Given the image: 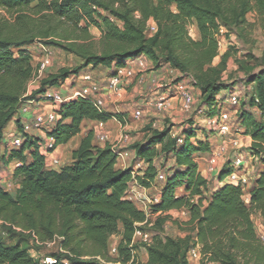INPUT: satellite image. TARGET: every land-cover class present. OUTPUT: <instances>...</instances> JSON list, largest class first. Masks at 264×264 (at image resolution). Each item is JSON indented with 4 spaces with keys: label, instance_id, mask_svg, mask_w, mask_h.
I'll return each instance as SVG.
<instances>
[{
    "label": "trees",
    "instance_id": "1",
    "mask_svg": "<svg viewBox=\"0 0 264 264\" xmlns=\"http://www.w3.org/2000/svg\"><path fill=\"white\" fill-rule=\"evenodd\" d=\"M34 3L35 0H0V144L21 104L40 100L48 89L60 87L88 67L119 69L143 56L152 60L156 69L171 65L203 81L197 83L201 108H207L213 116L218 96L233 92L236 86L219 81L223 70L213 65L220 31L244 30L250 14H255L264 31V0ZM151 24L156 26L153 34ZM192 24L199 33L198 40L190 34ZM92 27L102 33L99 49L92 43ZM38 42L69 52L80 65L50 75L39 89L27 95L35 77L28 50ZM193 68L199 76L194 75ZM245 83L255 89L250 97H242L245 100L236 123L252 139L248 148L251 156L264 163V68L249 75ZM58 114L60 119L49 132L57 146L79 135L85 120L106 122L115 118L126 123L125 115L100 111L87 99L61 104ZM16 121L24 133L25 127ZM188 123L189 127L174 138L170 137L172 126L162 130L147 127L150 135L130 146L136 160L145 161L142 177L133 176L132 169L117 170L120 149L95 146L93 133L73 152L72 163L60 170L46 168L38 139L25 135L21 148L0 153V164L21 163L13 174L17 189L9 192L0 187V227L39 246L58 240L60 253L51 255L56 261L53 264H190L189 254L198 247L202 256L199 264H264V241L253 221L254 213L264 218V169L249 189V205L242 187L229 183L205 194L208 180L199 172L195 157L210 154V135L200 138L192 128L194 122ZM156 146H161L159 151ZM156 156L165 161L173 159L175 165L165 174L160 201L150 209L153 220L130 200L129 189L134 180L145 189L152 187L159 173L153 160ZM233 157L219 168L215 178L226 180L233 172ZM178 188H183L184 193L177 195ZM173 210L188 211L189 221L174 220L168 215ZM169 222L186 236L162 232ZM138 232L153 233L151 243L138 245ZM115 235L121 240L112 258L109 241ZM140 247L146 249L145 261L136 255ZM0 264L50 263L32 257L21 242L9 246L0 237Z\"/></svg>",
    "mask_w": 264,
    "mask_h": 264
},
{
    "label": "rangeland",
    "instance_id": "2",
    "mask_svg": "<svg viewBox=\"0 0 264 264\" xmlns=\"http://www.w3.org/2000/svg\"><path fill=\"white\" fill-rule=\"evenodd\" d=\"M36 3H37V0H35V3L33 5H35ZM1 14L5 17H9V15H7L5 12H1ZM256 20L257 19H256L255 14H250L248 16V24L245 25L244 30H240L238 32H227V30L225 31L223 29L226 40H225V37H220L219 35H218L219 37L217 36V43H220L221 46L219 47L218 45V56L215 59L213 65L214 67H217L218 70L219 69L223 70V72H221L220 74L219 81H221L222 83H227V84H235L236 85L235 89H233L232 91L241 93L242 97H244V95H246L247 97H250V95L255 89L254 85H247L245 83L248 76L264 68V31L260 28ZM91 32L94 37V40L92 43L96 45L97 49H99L98 42L100 41L102 37V33L100 29L96 27H92ZM190 34L194 39L196 40L199 39V33L195 27V24H192L190 26ZM40 45L41 44L38 42L34 46L30 47V50L33 52L34 55L36 54V52L39 54ZM47 48L50 51L52 62L47 71L46 77L44 79H46L50 75H56L63 70H74L75 68L78 67V65H80V62L78 61V59L74 55L70 54L69 52H66L58 48H52V47H47ZM32 64H33V67L35 68L37 64V60L36 59L33 60ZM191 71H193L196 77L197 75L199 76V74H196L194 68ZM91 75L93 76V80L99 86V88L101 89L107 88V86L109 85V80L111 78L104 81L103 78L105 74L104 73L101 74L100 72H97V73L95 72V73H92ZM43 80L39 81L37 84H33V85L29 84L27 95H31L33 91L39 89L41 82ZM126 80L127 79H123V83L125 84L126 91L129 92L128 89L126 88V85H127ZM99 81H101V83H99ZM178 82H185L191 88V92L194 97V103L192 104V107L190 108V110L185 111L182 108L183 104L181 107V104L175 101L176 105L174 106L173 109L170 110L171 113L169 112L157 113L156 118H153L149 114V117L147 119L153 120V122L160 121L162 126H160L159 129L161 130L165 126H172V132L175 134L178 133V135L182 134L184 130H186L189 127L188 122H194L193 123L194 125L192 126V128L193 130L197 132V135L200 138L206 137V135H210V143L218 144L219 138L216 132L214 131L212 127H209V125L204 121L208 118H211L212 116H211V112H209L207 108H201L202 98H201L200 88L197 86V83H201L203 81L199 80L198 77L195 79V77H193L191 74L187 75L181 72L180 70L173 68L171 65H165L160 69L153 68V69L145 71L141 75L139 73V76L136 77L135 80L133 81L132 86L134 85L138 87L139 89L138 91H141L143 96L147 95V97L141 96L142 94H139L138 97H134L133 101L131 102V105L133 106L132 110L134 111L135 108L138 107L139 105L138 101L140 99L144 100L145 98H147L146 102L152 104L151 106H155L157 98L164 92L166 93L167 91H169ZM158 85H161L162 87L157 88ZM81 86H83V83L81 81L79 84L78 82H74V80H71L70 78V81L66 84L65 89H68L70 91L75 88L79 89ZM226 94H229V93H221L218 96V98L224 99L226 98V96H228ZM98 97H105V96L98 95ZM105 98H103L104 107H105ZM244 100L245 98H243L242 101ZM46 103L48 104L47 106L53 107L50 113L56 109L53 103H50V102H46ZM35 104L36 103H31V105L29 103L21 104L17 117L9 125L12 127L11 128L12 130L14 128L19 127L18 122L16 120L21 121L24 115L30 114L32 112L31 108L32 106H35ZM25 108L28 109L29 111L28 113L24 112ZM42 114L48 115V114H44L43 109H42ZM170 115L171 117H169ZM215 115H217V112ZM236 122L237 121L234 120V122L232 123V125L234 126V132H235L234 134L245 136V134H243V131L241 130V128L238 126ZM156 128H158V126ZM37 131H34L32 133L35 134ZM131 136H133V138H136L137 136L136 132L133 133ZM193 142H195V140H193ZM242 145H243V142H242ZM129 147L128 149H130ZM7 152H8L7 145L5 144L0 145V153L4 154ZM237 153L238 154L241 153L243 155L245 162L246 163L250 162L251 166H253L252 172L251 173L249 172V173H250V176L254 180L256 178L257 173L264 169V163L261 162L259 158H256V157H254L253 159H250L251 157L247 154L244 146H242V148L239 149ZM234 154L235 152L230 151L229 154L226 156V160H228L229 158L231 159L234 156ZM206 157L207 156H204V158L201 161L200 156H196L195 161L198 163L199 172L201 174L203 173L207 175L211 183H213L215 180L213 176L208 173V167L206 165L207 164ZM160 163L162 167L165 164L163 161H161ZM5 168L6 166L1 163L0 164V178L3 177L4 179L0 180V187L5 189L6 191L12 192L13 190L17 189V185H15L14 183L15 182L14 178H12L11 179L12 181H11L9 180L10 177L4 173V171L6 170ZM181 191L182 190L180 189L176 190V193L180 194ZM245 197L246 195L244 196V198ZM149 200H152V199H149ZM138 207L144 210L148 214V216H151V212L148 207L145 209H143L144 207L142 205H139ZM185 213L187 214L186 211ZM186 214H182V212H180L178 215H175L173 219L181 221V222H186L188 218ZM151 219L155 220V218H151ZM253 221L256 225L258 235L264 241L263 221L261 220L260 216L257 213L253 214ZM121 230H122V227H121ZM161 231L166 233L167 235L174 236V237H185L186 236V232L181 231L180 228L177 225L172 224V222L167 223ZM153 235L154 234L152 233L151 236ZM0 237L6 243V245H9V246H13L16 243L21 242L23 246L29 250L30 255L37 260L47 261V259L51 258V255L60 253L59 252L60 247H59L58 240L48 245L39 246L38 244H35L31 239L30 241H27L26 239H20L17 236L9 234L2 227H0ZM120 240H121L120 236L118 235L112 236L109 241V245H111V249L114 246H117ZM136 242L138 245L145 243L143 239L139 236H136ZM195 253L196 254H193L191 252L189 254L190 264H199V262L202 259L201 249L199 247L195 249ZM109 255L112 258L115 257V254H113L112 252H110ZM136 255L139 260L145 261L147 258L146 249L144 247H140L139 250L136 252Z\"/></svg>",
    "mask_w": 264,
    "mask_h": 264
},
{
    "label": "built area",
    "instance_id": "3",
    "mask_svg": "<svg viewBox=\"0 0 264 264\" xmlns=\"http://www.w3.org/2000/svg\"><path fill=\"white\" fill-rule=\"evenodd\" d=\"M155 32L156 26L154 24H151L150 33L153 34ZM219 36L225 37L223 30L220 31ZM218 45L219 47L221 46L220 43H218ZM39 49V54L36 52L35 55L30 50V48L28 50L29 55L32 59V63L33 60H37V64L35 66V77L33 81H31V85L37 84L39 81L43 80L46 77L47 71L52 62L49 49L43 45H40ZM145 59L148 58L145 57ZM145 59L143 58V60L138 63V67L140 69H146ZM130 68L131 67L129 66L119 68L116 72V75L112 76L109 80V85L106 89L99 88V86L94 82L93 76L91 75L92 73L90 72L79 74L71 78V80H74V82H78L80 84L81 81L83 83V86H81L79 89L75 88V91L71 97L65 98L61 93V88H64L70 79H68L60 87L48 89L47 92L40 97V100L30 103H37L39 101L50 102L53 103L56 109L48 115H37L35 117L34 123L25 126L24 133H21L18 128H14L12 130V127L8 126L4 131V137L0 145H7L8 152L10 153L11 151L18 150L22 147V145L26 141L25 135L34 137V134L32 132L37 130L42 131L47 135V142L40 144L39 151L44 156L45 166L48 169L60 170L63 166V163L59 158L52 156L57 148L56 141L53 137L48 136L49 132L52 131L57 121L60 119V116L58 114L60 105L72 100L87 99L90 100L98 110H104V97H98V95H113L116 97L124 96L127 91L125 89L123 79H131L134 77V73ZM172 99H179L182 102L183 109L185 111H189L192 107V104L194 103V97L188 84L185 82H178L169 91H167L166 93L164 92L157 98L155 106L158 112H168L171 107L170 100ZM241 102L242 96L236 91L229 93L228 96H226V98L224 99L218 98L216 105L217 115L204 120L209 125V127H212L214 129L219 138L218 144H211V152L206 157V165L208 167V173L213 175L216 171H218L220 166L225 163L226 156L229 154V152H235L232 164L233 172L226 178V181L229 184L242 187L244 194L247 196L249 189L254 184L255 179L253 180V178L250 176V173L246 168V162L243 158V155L241 153H237L239 149L242 148V140L240 135L234 134V126L232 125L234 120H238ZM24 112L28 113L29 111L25 108ZM142 116V111L140 110L134 113V118L136 120L141 119ZM100 126L104 127V122H100ZM165 181L166 175L164 173H158V176L151 188L160 189ZM146 190L148 189L141 187L138 182L134 180L133 187L129 189V198L131 201L136 203V205H142L144 207H142L143 209L147 207L151 209V207L157 204L158 201L145 200V198H143V195ZM136 236L141 237L147 244L151 243L152 241L151 235L148 232H138ZM110 252L116 255L117 247L114 246ZM192 253L196 254L195 250L192 251ZM46 262L50 264L56 263V261L52 258L47 259Z\"/></svg>",
    "mask_w": 264,
    "mask_h": 264
},
{
    "label": "crops",
    "instance_id": "4",
    "mask_svg": "<svg viewBox=\"0 0 264 264\" xmlns=\"http://www.w3.org/2000/svg\"><path fill=\"white\" fill-rule=\"evenodd\" d=\"M143 58L145 59V57H140V58L128 61L125 64V66L131 67L130 69L132 71H134L133 72L134 77L126 80V82H127L126 88L128 89L129 92H126L125 95L122 97H116L113 95L108 96V97L105 96L106 98L104 97L105 98L104 111H106L109 114H113V115H125L126 116L125 125H123L120 121H118L115 118L104 122V127L100 126V121L85 120V121H83L82 126H81V133L79 135H77L76 137H74L73 139H71L67 144L57 146V148L54 151V153L52 154V156L59 158L61 160V162L63 163V165H68V164L72 163L73 152L78 149L82 140L84 138H86V136L89 133H93V135H94V142L93 143L95 146L105 147L106 145H110V146L117 147L118 149H120L121 153L119 154V157L117 159V164H116L117 170L125 171L128 169H132L133 170V176H139V177L143 176L144 171L146 169L145 161L136 160L135 151L128 149V147L135 144V143L143 142L144 139L146 138V136L150 135V132L145 130L147 127H151L152 129H159V127L162 126L160 121H154L153 122V120L147 119L149 117V114L153 118H156L157 113H160V112H158L156 106H151L152 104L146 102L147 98H145L144 100L140 99L138 101L139 102L138 107H136L134 111L132 110L133 106L131 105V102L133 101V98L138 97L139 94H142L141 91H138L139 90L138 87H136L134 85L132 86L133 81L135 80L136 77L139 76V73L141 75L145 71L154 68L153 61L148 58V59H145L146 60L145 61L146 62V69H140L138 67V63L140 61H142ZM117 70L118 69L115 67H111V68L88 67L87 69L83 70L81 72V74H85V73H89V72L90 73L100 72L101 74L104 73L105 75H104L103 80L105 81V80L111 78L112 76H115ZM99 83H101V81H99ZM65 87L61 88L62 95L65 98L71 97L73 95L75 89H72L69 91L68 89H65ZM161 87H162L161 85L157 86V88H161ZM141 96H143V94ZM143 97H147V95H145ZM170 101H171V107L168 111L169 113H171L170 110L173 109L174 106L176 105L175 101L179 102L181 104V107H182V102L179 99H176V100L172 99ZM29 104L31 105V103H29ZM47 105L48 104L46 102L39 101L35 104V106H32V108H31L32 112L30 114H26L22 117V119H21L22 126L25 127L29 124L34 123V121H35L34 117L39 115V114H42V109H43L44 114H49L50 111L53 109V107H50ZM138 110L142 111L143 116L141 119L136 120L134 118V113ZM169 117H171V115ZM157 126H158V128H156ZM159 130H161V129H159ZM135 132H136L137 136H136V138H133V136H131V135ZM33 136H34V138L38 139L40 144L47 142V135L42 131H37ZM176 136H179L178 133L175 134L171 131L170 137L174 138ZM249 138L250 137L247 135L241 136V140L243 142L242 146L245 147L247 154L251 157L250 159H253L254 157L251 156V154L248 150V148L252 144V139H249ZM160 148H161V146L155 147V149L157 151H159ZM196 156H200L201 161L204 158L203 155L197 154ZM153 160H154V164L158 167L159 173L161 172V173L166 174L167 171L175 165V162L173 159H170L169 161H165L161 156H156V157H154ZM161 161H163L165 163L163 167L160 165ZM19 165H21V163L18 161H15V162H12L11 164L6 166V168H5L6 170L4 171V173L10 177L9 180H11L13 178L14 171L17 167H19ZM222 165L220 167H222ZM246 168H247L248 172H250V173L253 170V166H251L250 162L246 163ZM217 173H218V171H216L212 175L214 180H215L213 183H211V181L207 175L202 173L203 177L208 180V191L205 194L208 195V193L210 191L216 189L217 187L223 186L227 183L225 179L221 181L220 179L215 178ZM3 179H4L3 177L0 178V180H3ZM179 189L182 190L180 194L184 193L183 188H178L177 190H179ZM180 194L177 193V195H180ZM143 198H145V200H147V201H150L149 199H152V200H157L159 202L160 201V189L159 188H150V189L146 190L144 192ZM244 199H245L247 205H249L250 196L247 195ZM185 211L186 210H181V211L173 210V211H170L168 213V215L175 217V215H178L180 212H182V214H186ZM186 212H187L186 216H188V218L186 220V222H187L190 219V214L188 213V211H186ZM257 214L260 216L261 220L263 221V226H264V218L261 216V214H259V213H257ZM149 217L154 218L155 216L151 215Z\"/></svg>",
    "mask_w": 264,
    "mask_h": 264
}]
</instances>
